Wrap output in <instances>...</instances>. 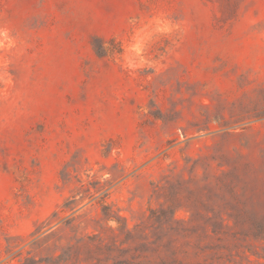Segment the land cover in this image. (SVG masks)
Listing matches in <instances>:
<instances>
[{
  "label": "rangeland",
  "instance_id": "374dc122",
  "mask_svg": "<svg viewBox=\"0 0 264 264\" xmlns=\"http://www.w3.org/2000/svg\"><path fill=\"white\" fill-rule=\"evenodd\" d=\"M0 29V264H264V0H0Z\"/></svg>",
  "mask_w": 264,
  "mask_h": 264
},
{
  "label": "clouds",
  "instance_id": "9594fccd",
  "mask_svg": "<svg viewBox=\"0 0 264 264\" xmlns=\"http://www.w3.org/2000/svg\"><path fill=\"white\" fill-rule=\"evenodd\" d=\"M15 43V40L8 34L6 30L0 29V45H6L7 47L12 48L15 47ZM124 66L129 72H134L138 68V63L126 58Z\"/></svg>",
  "mask_w": 264,
  "mask_h": 264
},
{
  "label": "trees",
  "instance_id": "16d2710c",
  "mask_svg": "<svg viewBox=\"0 0 264 264\" xmlns=\"http://www.w3.org/2000/svg\"><path fill=\"white\" fill-rule=\"evenodd\" d=\"M213 232H215V230H213ZM264 234V225L261 226V235ZM61 257H59L58 260H60ZM66 259V258H64ZM56 262L52 259H39V260H35L32 257H26L24 258L22 264H55Z\"/></svg>",
  "mask_w": 264,
  "mask_h": 264
}]
</instances>
